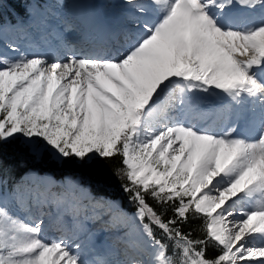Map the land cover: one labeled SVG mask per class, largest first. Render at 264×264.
Segmentation results:
<instances>
[{"label":"snow or ice","instance_id":"obj_1","mask_svg":"<svg viewBox=\"0 0 264 264\" xmlns=\"http://www.w3.org/2000/svg\"><path fill=\"white\" fill-rule=\"evenodd\" d=\"M8 3L0 264H264V0H120L122 40L88 49L66 40L76 23L58 11L65 0ZM33 28L63 51L26 53L6 39L31 40ZM12 147L50 169L118 160L123 197L35 167L30 181L11 179ZM47 205L76 231L46 239ZM89 223L113 241L89 248L79 239Z\"/></svg>","mask_w":264,"mask_h":264},{"label":"rangeland","instance_id":"obj_2","mask_svg":"<svg viewBox=\"0 0 264 264\" xmlns=\"http://www.w3.org/2000/svg\"><path fill=\"white\" fill-rule=\"evenodd\" d=\"M76 2H80V4L75 5L73 6V8H71L72 5ZM95 9H97L98 12L97 14L93 15L92 11H94ZM71 10L76 11L75 14H70ZM58 11L61 12V16L63 18L73 20L76 23V29L73 32L67 34L66 40L67 42L74 44L77 48L83 47V40L86 39V37H92L97 41H103V43L107 45L108 48H111L114 42L122 40V37L118 35L122 14L120 0H65V7L58 9ZM81 14H83L82 20L80 19V17L76 16ZM53 23H56V21H54ZM102 27L104 28V30H111L109 37H107L105 32H101L104 31L102 30ZM29 31L31 34V40H28L26 38L22 39L18 33H9L6 39L8 40V42L16 39L20 44L21 49L26 53H31V51L34 50L36 51L37 48L39 49V51L46 52L50 49L49 46L51 45V43L57 40L55 37L49 36L48 40L50 41V43H45L40 39L39 31H37L35 28L30 29ZM100 33L106 36H101ZM114 34H117L115 35V40H113ZM67 37H69L70 40H68ZM3 42L4 38H0V47L3 46ZM28 42L30 43L27 44ZM32 43H34V45ZM47 47L49 49H47ZM29 49H31V51ZM191 118L195 122L199 123V117L192 115ZM23 178L26 182L31 180L30 177H27L25 175L23 176ZM45 211H50L53 213V216L50 220L46 218V223H48L49 225L44 233L46 239H54L59 236V230L61 228H64L69 235L76 231L71 216L65 215L63 216L62 220L57 222L55 205L45 206ZM97 225L98 224L89 223V233L79 234L80 241H83L89 248H100L105 244L111 243L112 239L114 238L113 234L107 230L99 229L95 232H91V228ZM71 226L73 228H71ZM106 238H108L109 240H107ZM89 258H91V253H89Z\"/></svg>","mask_w":264,"mask_h":264},{"label":"trees","instance_id":"obj_3","mask_svg":"<svg viewBox=\"0 0 264 264\" xmlns=\"http://www.w3.org/2000/svg\"><path fill=\"white\" fill-rule=\"evenodd\" d=\"M12 11L11 4L5 0L4 20L12 19L9 15ZM4 160L10 177L14 180L21 179L27 168L35 167L41 172L50 171L58 180H62L65 176L79 177L85 186L90 187L91 193L96 197H105L110 200H119L123 197L119 188V181L113 175L114 163H118V160L116 162L106 161L99 168L91 170H82L71 166L63 169H50L48 165H33L31 161L27 160L24 153L14 147L6 150ZM125 207H127L126 204Z\"/></svg>","mask_w":264,"mask_h":264},{"label":"bare ground","instance_id":"obj_4","mask_svg":"<svg viewBox=\"0 0 264 264\" xmlns=\"http://www.w3.org/2000/svg\"><path fill=\"white\" fill-rule=\"evenodd\" d=\"M78 4H80V2H76L75 4H73L72 5V7L71 8H73V6H75V5H78ZM70 8V9H71ZM75 12L76 11H74V10H71L70 11V14H75ZM97 9H95L94 11H92V14L93 15H95V14H97ZM76 16H78V17H80V19L82 20V17H83V14H81V15H76ZM100 25H102V24H100ZM102 30H104V28L102 27ZM101 32H105V34L107 35V37H109L110 36V32H111V30H108V29H105L104 31H101ZM117 32V31H116ZM35 40V39H34ZM89 40V39H88ZM36 41V40H35ZM91 44H96V42H92ZM52 45V44H51ZM51 45L49 46V48L47 47V49H49V50H52V47H51ZM104 44H103V41H100L99 42V45L98 46H103ZM83 48H85V49H88V48H92V46L90 45V42H87L86 43V41H83ZM49 50H47V51H49ZM193 115H195V116H197V117H199V119H198V122L201 124V125H210V124H212L213 123V121H214V117H212V116H209V117H207V118H201L200 116H198V115H196V114H193ZM212 121V122H211ZM65 216V215H64ZM52 226V225H51ZM71 228H73L72 226H71ZM99 229H101V226L98 224L97 226H95V227H93V228H91V232H95V231H97V230H99ZM73 230V229H72ZM65 231V229L64 228H61L60 230H59V235H61L63 232ZM74 231V230H73ZM107 240H109L108 238H106ZM114 239V238H113ZM113 239H112V241H113Z\"/></svg>","mask_w":264,"mask_h":264}]
</instances>
